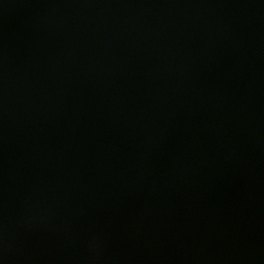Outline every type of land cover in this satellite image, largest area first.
<instances>
[{"label":"water","instance_id":"1","mask_svg":"<svg viewBox=\"0 0 264 264\" xmlns=\"http://www.w3.org/2000/svg\"><path fill=\"white\" fill-rule=\"evenodd\" d=\"M0 264H264V0H0Z\"/></svg>","mask_w":264,"mask_h":264}]
</instances>
